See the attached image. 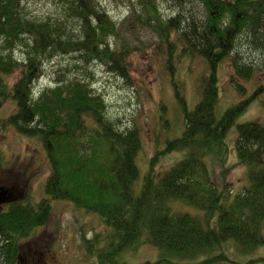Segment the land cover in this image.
I'll return each instance as SVG.
<instances>
[{"label": "trees", "instance_id": "obj_1", "mask_svg": "<svg viewBox=\"0 0 264 264\" xmlns=\"http://www.w3.org/2000/svg\"><path fill=\"white\" fill-rule=\"evenodd\" d=\"M23 1L0 0V106L9 100L16 103L6 124L42 141L52 173L45 187L47 198L37 205L17 202L0 212V264H22L21 240L48 224L53 201L71 202L110 227L107 245L98 248L100 234L91 240L93 264H125L119 256L134 250L146 234L162 254L159 260L143 264H189L192 259L196 264H223L230 262L225 245L235 246L240 254L264 246V123L239 122L264 92V85L248 92L239 83L264 72V0H197L204 9L203 22L186 17L188 29L175 40L172 32L180 31L181 14L165 20L158 0H139V11L130 10L129 23H146L168 49L183 42L187 55L201 57L210 72L201 79V99L191 112L174 83L185 113V130L153 154L140 196L133 187L140 176L142 147L137 128L122 129L109 116L105 98L86 81H58L36 98L33 92L37 66L60 53L78 52L85 62L97 58L128 77L127 44L116 51L109 43V37L119 36L117 23L97 0H66L64 20L44 21L26 16ZM172 1L183 8L195 0ZM73 18L78 29L64 24L73 25ZM19 45L31 51L24 67L14 58ZM242 45L257 59L245 58ZM227 60L236 74L235 91L242 97L250 94L219 116V72ZM21 67L22 78L10 86L5 78ZM234 127L237 166L245 168L247 181L239 191L221 176L217 183L211 169L218 166L221 175L226 172L230 156L226 140ZM177 152L184 157L159 174L161 161ZM173 200L201 213H176L170 206Z\"/></svg>", "mask_w": 264, "mask_h": 264}, {"label": "rangeland", "instance_id": "obj_2", "mask_svg": "<svg viewBox=\"0 0 264 264\" xmlns=\"http://www.w3.org/2000/svg\"><path fill=\"white\" fill-rule=\"evenodd\" d=\"M65 1L24 0L22 6L29 18L42 21L64 20V15H67ZM96 2L118 26L119 36L109 37L111 49L119 51L123 42L127 44L125 62L128 77L125 78L115 70H111L97 58L85 62L78 52L60 53L45 59L37 66L38 80L33 86V92L36 98L45 87H54L58 81L74 79L86 81L91 85L94 93L105 98L109 116L116 120L122 129L137 128L142 147L137 165L140 176L133 187L135 195L140 196L153 154L158 148H162L167 140L173 141L185 130V113L177 102L174 83L186 98L188 110L191 112L201 99V79L210 72L207 63L201 57L187 55L183 42L177 41L176 46H169L168 49L152 27L146 23L142 25L135 20L128 22L132 15L130 10L139 11L141 8L139 0H97ZM158 3L167 21L182 15V18H178L180 31L172 32L173 40L178 39V36L188 29L186 17H190L191 21L197 18L203 22L204 9L197 0L183 8L172 0H158ZM75 20L73 18L71 26L68 22L64 24L69 29H78L79 22ZM125 21L127 24L123 26ZM241 48L245 58L257 59V54L250 52L247 46L242 45ZM30 52L19 45L14 51V58L24 67ZM22 76L21 67L19 71L5 79L12 86ZM219 76L220 98L217 114L221 116L227 108L246 99L250 93L242 97L235 91L232 77L236 74L230 60L222 64ZM239 83L244 84L250 92L253 88L264 85V72L257 73L247 82L239 80ZM256 98V102L239 119V122L255 119L264 123V92ZM15 109L17 106L12 100L0 106V165H2L0 187L13 191L17 195L16 202L37 205L42 199L47 198L45 187L52 173L51 165L40 139L20 134L13 126L6 124V118L13 114ZM235 129L236 127L226 140L230 154L227 155L226 172L221 175L222 167L210 166L211 169L213 168L217 183H220L222 177L233 191H239L247 181L245 168L237 166L235 139L238 135ZM183 157L184 153L178 152L168 155L159 164L158 173L163 174ZM52 205L48 224L38 228L30 237L21 240L25 250L22 254V264H33L36 260H39L40 264H93L95 257L91 240L100 234L101 243L98 248L107 245L111 233L110 227L98 215L87 213L71 202L53 201ZM170 206L176 213L195 216L201 213L181 201L173 200ZM147 237L146 234L134 250L121 254L118 260L125 264H143L147 261L159 260L161 249L154 247ZM225 250L230 262L223 264H231L235 261L240 264H264V246L249 254H240L231 244L225 245ZM194 260L196 259H192L189 264H196Z\"/></svg>", "mask_w": 264, "mask_h": 264}, {"label": "flooded vegetation", "instance_id": "obj_3", "mask_svg": "<svg viewBox=\"0 0 264 264\" xmlns=\"http://www.w3.org/2000/svg\"><path fill=\"white\" fill-rule=\"evenodd\" d=\"M2 165H0L1 167ZM2 188V187H1ZM5 190V192L7 193L6 195L1 196L0 201H2L3 203L0 205V210H3L7 207H9L11 204L17 203V195L13 193V191L8 190L7 188H2ZM2 191H0V195H1ZM3 194V193H2Z\"/></svg>", "mask_w": 264, "mask_h": 264}, {"label": "water", "instance_id": "obj_4", "mask_svg": "<svg viewBox=\"0 0 264 264\" xmlns=\"http://www.w3.org/2000/svg\"><path fill=\"white\" fill-rule=\"evenodd\" d=\"M0 191H2V193H1V195H0V198H1V196H3V195H6L7 193L2 189V188H0ZM3 202L2 201H0V205L2 204Z\"/></svg>", "mask_w": 264, "mask_h": 264}]
</instances>
